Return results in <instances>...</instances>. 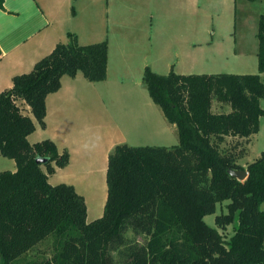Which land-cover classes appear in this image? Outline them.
<instances>
[{
  "label": "trees",
  "instance_id": "16d2710c",
  "mask_svg": "<svg viewBox=\"0 0 264 264\" xmlns=\"http://www.w3.org/2000/svg\"><path fill=\"white\" fill-rule=\"evenodd\" d=\"M258 18V73L144 68L142 83L176 125L178 143L116 144L108 154L103 213L90 221L72 184L48 181L68 164L69 152L48 138L29 142L35 122L22 104L45 126L46 96L60 88L64 74L106 79L107 40L81 45L68 34L31 71L15 75L0 92V153L16 165L0 171V264H264V150L246 167L238 163L264 116V14ZM214 100L219 110H212ZM227 136L243 139L242 146L223 149ZM230 168L248 176L238 180ZM226 200V211L209 225L204 217ZM232 224L225 239L218 229ZM46 239L51 254L29 257Z\"/></svg>",
  "mask_w": 264,
  "mask_h": 264
},
{
  "label": "crops",
  "instance_id": "0c3cea01",
  "mask_svg": "<svg viewBox=\"0 0 264 264\" xmlns=\"http://www.w3.org/2000/svg\"><path fill=\"white\" fill-rule=\"evenodd\" d=\"M113 2L116 1L3 0L0 6V92L12 86L15 75L31 71L57 43L68 42V34L75 35L81 45L103 40L108 8ZM131 3L134 7L130 9L129 6L130 14L121 17V23L147 30L155 25L153 54L140 63L138 80H142L146 66L158 73V68L165 70L162 72L173 70L179 74H183L179 71L187 74L258 73V41L253 47L247 45V49L236 25L242 17L246 20L244 25H248L247 19L251 15L258 24L259 15L264 14V0H131ZM70 15L77 22L72 24ZM256 31L257 26L253 37H256ZM137 45H143V41ZM126 56L128 54L121 52L118 64H125L122 67L125 73L121 75L131 78L133 68ZM111 65L108 42L106 79L94 82L81 72L74 77L64 74L60 88L46 96L45 126L30 115L35 122L34 131L28 135L30 143L48 138L54 141L59 152L65 149L69 152L68 164L56 167L55 172L48 175V181L51 184L58 182L52 178L62 170L76 176L78 179L71 183L84 196L88 221L103 213L108 154L116 144L124 142L114 121L105 118L108 117L105 96L99 88V83L109 82ZM259 74L264 83V72ZM89 99L94 101L86 105ZM263 100L260 99L262 108ZM213 105L214 102L212 110ZM217 105L219 110L220 103ZM224 108L229 110L228 105ZM172 127L177 128L173 123ZM262 130L264 116L260 117L257 133ZM257 133L249 137V147ZM250 152L248 148L247 154ZM245 157L238 159V163L242 164ZM10 169H16L15 162ZM88 176L103 178L104 195L98 204H93L96 208L89 205L85 192L76 187L77 181L88 179Z\"/></svg>",
  "mask_w": 264,
  "mask_h": 264
},
{
  "label": "rangeland",
  "instance_id": "374dc122",
  "mask_svg": "<svg viewBox=\"0 0 264 264\" xmlns=\"http://www.w3.org/2000/svg\"><path fill=\"white\" fill-rule=\"evenodd\" d=\"M108 1L112 2V0ZM115 1L116 2H113V4L108 8V15L105 20L106 33L103 38V40H107V42H109L110 53L112 56L110 80L106 84L99 83V88L102 94L105 96V112L108 113L109 118L105 116L104 117L108 120L114 121L116 127L120 130L119 136L121 137V139H124V142L122 143H127L129 145L166 146L177 144V128L172 127V123H170L166 119L161 108L150 98L146 87L142 83V80H138L139 78H137L139 77L137 71L139 69L140 63L144 58L147 59L146 57L153 54L152 49L154 47V37L152 36V33L153 31H155V25L149 29V32L147 28H137L134 24L121 23V17L130 14V12H128L129 6L131 9L134 7V5L131 3V0ZM252 17L253 15H251L250 18L248 17V25H244V21L246 20H244L243 17L240 20H237L238 22L236 25V29H238L237 31L238 33L240 32V35L242 37L240 40L245 42L244 46L247 49V45L253 47L257 40L256 37L252 36L254 35V31L257 26L256 22L251 19ZM70 18L72 24L77 22V19H73L71 15ZM243 25L244 28H242ZM142 41L143 45H137ZM121 52L128 54V56H126V59L131 63L133 68V71L130 72L134 73L131 78L121 75L124 72V69L122 67L125 66V64H118V62L120 61L119 56L121 55ZM158 71H160L159 73L161 74H167V72H162L165 71L163 70V68H158ZM179 72L187 74L184 71ZM126 73H129V71ZM91 101L93 102L94 99H89L88 102H85L86 105ZM213 102V111H216L218 105L215 100ZM22 106H24L23 111L29 114V107L26 106V104H22ZM241 140L243 142V139L227 136L225 142L221 146L223 149L227 150L229 148H232L235 144H241L240 146H242ZM252 141H254L253 144H251L252 147L248 146L249 142H246L243 145V147H246L247 150L248 148H250L251 150L250 154H246L248 157H245V155V160L241 161L244 167H246L248 160L253 161L255 157H258L260 152L264 149V130L257 133ZM238 142H240V144ZM240 146L236 147V150H239ZM13 162V159H9L0 153V171L11 170L10 168ZM43 168L45 169V167ZM52 179L58 181H52L54 182L53 185H55L63 182L72 184L71 182H75V179L78 178L74 175H71L70 172L62 170L57 174V176L53 177ZM102 180V176L101 178H92L91 176H88V179L86 177L82 181H77L76 187L80 189V191L85 192L89 205H93L95 203L98 204V201L103 198L104 182ZM227 202L228 201L226 200L222 204H218L216 213L206 215L204 217V220L209 225L215 226V215L220 212L226 211L225 204ZM261 207L262 209H264V203L261 205ZM92 208H96V205H93ZM233 229L234 225L232 224L226 226L223 229L219 228L218 230L221 232L225 239H229L233 233ZM128 235H132L131 231L128 232ZM50 254V239H46L40 242L30 252L29 257L41 258L47 257Z\"/></svg>",
  "mask_w": 264,
  "mask_h": 264
},
{
  "label": "water",
  "instance_id": "95a60500",
  "mask_svg": "<svg viewBox=\"0 0 264 264\" xmlns=\"http://www.w3.org/2000/svg\"><path fill=\"white\" fill-rule=\"evenodd\" d=\"M48 158L45 157H37L36 161L38 163H44L45 161H47ZM229 173L236 177L238 180H244L247 176H248V171L246 169H232L230 168Z\"/></svg>",
  "mask_w": 264,
  "mask_h": 264
}]
</instances>
